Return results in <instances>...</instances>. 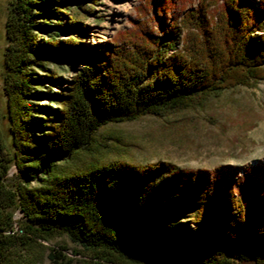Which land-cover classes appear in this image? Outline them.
Returning <instances> with one entry per match:
<instances>
[{"label": "trees", "instance_id": "16d2710c", "mask_svg": "<svg viewBox=\"0 0 264 264\" xmlns=\"http://www.w3.org/2000/svg\"><path fill=\"white\" fill-rule=\"evenodd\" d=\"M74 1L11 0L7 10L0 264H37L43 254L33 248L55 237L88 258L81 264H264V160L206 170L79 157L103 126L264 82V0H140L100 61L76 70L66 89L46 91L55 76L46 64L72 46L46 31L50 16H68L74 28L90 13ZM43 99L56 107H41ZM74 160L81 165L71 169ZM48 249L53 264H71Z\"/></svg>", "mask_w": 264, "mask_h": 264}, {"label": "rangeland", "instance_id": "374dc122", "mask_svg": "<svg viewBox=\"0 0 264 264\" xmlns=\"http://www.w3.org/2000/svg\"><path fill=\"white\" fill-rule=\"evenodd\" d=\"M11 0H0V137L7 136V123L2 95V52L6 45L4 24ZM81 1L72 2L80 6ZM90 13L74 28L68 27V16L57 20L50 16L47 32L56 33L58 39L71 42L67 54L54 56L46 67L54 72V79L44 82L51 91L64 90L76 70L83 65L100 61V51L118 31L130 27L135 8L140 0H84ZM196 0L193 2L195 5ZM49 10L48 5L42 6ZM176 14V13H174ZM58 22L59 24H57ZM57 25H61L58 28ZM47 41L42 33L38 37ZM44 69V68H41ZM42 77V72H35ZM41 107L53 110L56 106L47 99L39 102ZM94 143L85 155L79 157L99 159L103 162L121 161L129 166L164 162L175 169L212 170L219 165L238 167L253 165L264 160V82L259 81L251 87L236 86L223 90L216 96L207 98L200 107L184 109L162 117L143 116L132 122L109 124L94 133ZM74 160L68 166L80 167ZM16 174L14 166L6 173L8 184ZM31 185L33 183L31 182ZM14 230L18 235L23 215L13 212ZM193 227V226H191ZM44 247L33 248L34 254H43L37 264H53L46 258L53 249L71 260V264H81L88 258L74 254L76 248L64 237H55ZM64 247V250L62 248ZM20 254L19 259H23Z\"/></svg>", "mask_w": 264, "mask_h": 264}]
</instances>
